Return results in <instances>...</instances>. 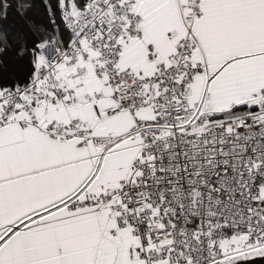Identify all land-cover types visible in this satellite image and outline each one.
I'll return each mask as SVG.
<instances>
[{"label": "snow or ice", "instance_id": "6c2138e0", "mask_svg": "<svg viewBox=\"0 0 264 264\" xmlns=\"http://www.w3.org/2000/svg\"><path fill=\"white\" fill-rule=\"evenodd\" d=\"M0 264H264V0H0Z\"/></svg>", "mask_w": 264, "mask_h": 264}]
</instances>
